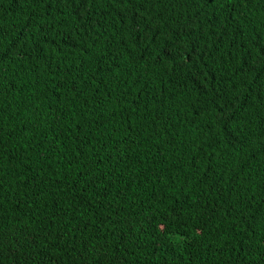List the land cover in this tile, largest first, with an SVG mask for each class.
Masks as SVG:
<instances>
[{
	"label": "trees",
	"instance_id": "trees-1",
	"mask_svg": "<svg viewBox=\"0 0 264 264\" xmlns=\"http://www.w3.org/2000/svg\"><path fill=\"white\" fill-rule=\"evenodd\" d=\"M0 264H264V0H0Z\"/></svg>",
	"mask_w": 264,
	"mask_h": 264
}]
</instances>
